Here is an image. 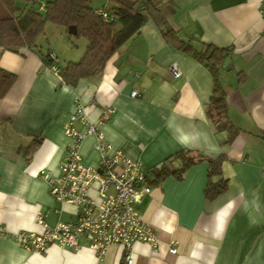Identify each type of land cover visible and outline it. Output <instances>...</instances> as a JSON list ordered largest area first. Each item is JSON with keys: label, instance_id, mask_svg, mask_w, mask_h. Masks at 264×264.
<instances>
[{"label": "crops", "instance_id": "1", "mask_svg": "<svg viewBox=\"0 0 264 264\" xmlns=\"http://www.w3.org/2000/svg\"><path fill=\"white\" fill-rule=\"evenodd\" d=\"M173 1L176 12L168 22L179 40L199 51L207 44L228 49L231 62L224 67L223 60L216 74L193 50L165 37L153 19L109 58L102 74L81 78L76 85L64 83L43 58L54 51L63 66L83 56L87 40L82 48L73 47V36L63 27L48 22L38 47L13 51L0 46V67L16 75L0 98V224L9 232L40 231L38 212L45 213L50 225L77 220L79 208L58 202L41 172H60L71 143L64 125L78 97L93 121L102 107L114 106L102 125L105 139L151 170V193L136 208L161 242L155 251L136 242L132 264H264V0ZM95 5L108 7L110 2ZM49 37L56 48L45 46ZM174 61L179 77L170 72ZM216 84L226 91L228 117L239 128L230 142L228 131L218 129L208 114ZM134 90L139 95L132 96ZM80 149L84 163L99 165L96 135L85 138ZM182 151L203 159L181 178L170 174L158 179L155 169ZM216 156L223 157L228 187L207 198L208 157ZM90 193L97 195L94 188ZM174 241L177 252L172 254ZM0 264L127 263L118 244L98 258L87 243L78 250L52 244L37 253L0 236Z\"/></svg>", "mask_w": 264, "mask_h": 264}, {"label": "built area", "instance_id": "2", "mask_svg": "<svg viewBox=\"0 0 264 264\" xmlns=\"http://www.w3.org/2000/svg\"><path fill=\"white\" fill-rule=\"evenodd\" d=\"M40 10L45 4H40ZM98 14L108 17L107 7L96 8ZM51 70L60 76L59 59L54 51H49ZM174 77L181 76L176 61L170 64ZM61 77V76H60ZM139 95L137 90L132 96ZM86 105L76 97L75 110L64 125V132L70 138L64 158L60 162L58 175L42 171L51 194L60 203L74 204L79 208V216L73 223L59 222L50 225L45 213L38 212L36 220L41 226L38 232L20 230L9 232L0 224V236L17 242L23 248L44 253L52 244L78 250L87 243L98 258L107 247L118 244L123 247L127 264L134 262L133 245L142 241L152 250L160 246L159 233L140 218L136 206L151 193L149 175L141 161L134 160L122 150L114 149L105 139L102 125L116 111L114 106H104L97 121L90 119ZM89 135H96L100 160L97 167L83 162L81 144ZM97 195H91L92 189ZM174 241L170 253L177 252Z\"/></svg>", "mask_w": 264, "mask_h": 264}, {"label": "trees", "instance_id": "3", "mask_svg": "<svg viewBox=\"0 0 264 264\" xmlns=\"http://www.w3.org/2000/svg\"><path fill=\"white\" fill-rule=\"evenodd\" d=\"M19 1L34 0H0L10 12L0 16V46L13 51L25 46L38 47L37 40L45 33L48 22L63 27L67 32L70 26H75L76 32L70 35L83 36L87 40V47L79 60L68 61L59 66L62 81L70 85H76L81 78L102 74L109 58L138 33L149 19L158 24L165 37L178 40L179 46L193 50L205 60L215 74L217 66L228 58V49L207 44L204 50L199 51L178 39L177 31L168 22V18L176 12L173 0H49L45 3L44 10H40V5L35 4L20 7L17 5ZM96 1L110 2L107 7L108 17L96 12ZM48 53L49 51L43 53V58L51 65ZM15 79L14 73L0 67V98L8 93ZM208 114L218 129L228 131V141H232L239 128L228 117L226 91L219 84H216L210 99ZM36 144L37 142L32 144L31 150ZM222 158L208 157L210 169L205 192L207 198L217 196L228 187L227 181L222 177ZM202 159L201 155H190L189 152L182 151L164 161L160 168L155 169L156 174L158 179L170 174L181 178L190 165ZM175 160L180 161L178 166H174ZM215 176H219V179L214 180Z\"/></svg>", "mask_w": 264, "mask_h": 264}, {"label": "rangeland", "instance_id": "4", "mask_svg": "<svg viewBox=\"0 0 264 264\" xmlns=\"http://www.w3.org/2000/svg\"><path fill=\"white\" fill-rule=\"evenodd\" d=\"M10 14L9 10L7 9L6 5L0 2V16H3V14ZM46 32V30H45ZM54 38L49 37L46 38L45 41V46H51L52 48H56V43L54 42ZM84 40L85 38L83 36H73L72 41H73V47L79 48L78 46H81V48L84 46ZM57 41V40H56Z\"/></svg>", "mask_w": 264, "mask_h": 264}, {"label": "water", "instance_id": "5", "mask_svg": "<svg viewBox=\"0 0 264 264\" xmlns=\"http://www.w3.org/2000/svg\"><path fill=\"white\" fill-rule=\"evenodd\" d=\"M76 32V27L75 26H70L69 27V33L74 34ZM231 62L230 58H227L224 62V67H226L229 63Z\"/></svg>", "mask_w": 264, "mask_h": 264}]
</instances>
